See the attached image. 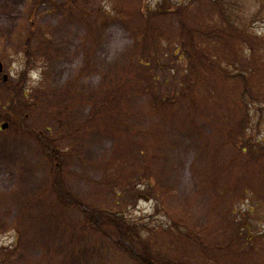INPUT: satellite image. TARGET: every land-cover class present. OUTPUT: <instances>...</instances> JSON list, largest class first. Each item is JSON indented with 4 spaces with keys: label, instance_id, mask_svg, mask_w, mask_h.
<instances>
[{
    "label": "trees",
    "instance_id": "16d2710c",
    "mask_svg": "<svg viewBox=\"0 0 264 264\" xmlns=\"http://www.w3.org/2000/svg\"><path fill=\"white\" fill-rule=\"evenodd\" d=\"M190 1L159 0L158 4L149 5L143 0L137 12L138 22L136 18L131 25L133 33L138 34L136 44L147 40L144 33L158 18L177 13L181 7L190 9L200 0H192L191 5ZM202 1L211 11L202 14L199 30L180 28L179 21H169V34L162 36L168 38L159 39L158 36L153 50L144 53L145 58H137L135 66L128 69L120 82L111 86L110 95L108 92L104 95L99 109L105 118H100L95 111L85 126L87 132L92 133L91 124L103 120L106 123L99 127L105 131H118L119 125L124 129L121 136L125 138L122 144L124 153L114 158L105 169L113 201L103 207L82 203L66 185L61 167L67 165L66 160L79 141L61 143L58 137L69 130L67 123H62L59 134L52 132L50 137L38 141L50 172L46 194L36 196L33 205L40 207L44 200L47 201L44 217L42 215L40 221L27 220L28 211L24 212L22 208L24 216L19 223L26 228L20 232H27L29 236L16 233L17 239L12 245H1L0 264H26L31 254H25V241L38 236L42 227L47 225L46 217H53L60 207L74 208L81 227L95 235L96 243L106 241L105 249L111 245L112 250L130 264H221L232 257L235 259L238 254L245 261L264 264V235L258 232L259 225L264 229V217L260 218L263 207L256 218L251 206H248L250 212H247V217L241 215L242 209L237 208V199L250 194L246 182H243V187L236 188L233 187L236 181L232 184L229 181L215 192L216 197L220 196L225 202L221 209L222 223L227 225L225 234L230 235L227 248L217 245L221 235L210 233L209 226L214 225L203 221L205 209H199L200 201L203 202L205 197L204 190L194 194L193 203L184 201L179 191L162 192L166 177H174V173L187 161L200 179L207 177L209 169L215 171L217 166L225 164L221 151L214 149L219 141L210 138L215 134L238 138V154L249 155L250 161L255 157L264 159V29L259 26L264 20V0H248L247 4L241 0ZM52 5L57 11H68L70 6L81 11L83 6L81 0H67L61 6L57 3ZM114 7L103 13V20L128 22L118 11L117 4ZM256 23L259 24L255 26ZM135 26L147 27L140 31ZM23 52L25 72L19 75L18 84H5L9 90L8 100L0 101V109L7 111L11 121L19 122L20 126L26 118L24 107L33 103L28 88L31 85V80H27L28 72L35 71L41 50L32 46L30 37ZM172 63L175 67L170 70L167 66L170 68ZM36 72L41 73V69H36ZM140 73L148 81L143 84L144 88L133 86L134 83L142 85V80L135 81V76ZM126 85L130 93L117 103V93ZM135 88L148 93L149 98L135 101L138 96L133 94ZM79 89L75 91L77 96L82 95L78 92L85 93L82 87ZM148 108L157 112L156 116H150ZM121 109L126 112L122 124L119 123L121 118H117L121 116ZM151 118L158 121L150 123L148 120ZM255 120L257 123L249 134L247 125ZM175 126L179 132L173 130ZM260 134L263 138H259ZM126 171L130 172L128 176L124 175ZM136 183H141L139 190H131ZM137 196L155 204V212L163 215L167 224L152 226L150 222L129 218L123 207L132 204ZM210 207L215 206L212 204ZM249 213L254 218L249 217ZM28 221L30 223L26 226ZM81 245L79 243L77 247ZM178 249L182 251L177 253ZM227 250L232 253L225 254ZM204 254L206 258H203ZM49 255L43 264H53Z\"/></svg>",
    "mask_w": 264,
    "mask_h": 264
},
{
    "label": "rangeland",
    "instance_id": "374dc122",
    "mask_svg": "<svg viewBox=\"0 0 264 264\" xmlns=\"http://www.w3.org/2000/svg\"><path fill=\"white\" fill-rule=\"evenodd\" d=\"M64 1L67 0H0V60L4 62L9 84H18L19 75L25 72L23 47L27 39L32 37V46L38 51L41 50L36 67L41 69V73L36 72V69L28 72L27 80H31L28 88L33 103L24 107L26 118L21 122V126L19 122L11 121L7 111L0 109V246L12 245L17 239L16 233L29 236L27 232H20L26 228L19 223L25 211H28L25 217L27 220L40 221L42 215L44 217V205L46 207L47 201L44 200L40 207L33 205L36 196L46 194L50 172L38 141L50 137L52 132L59 134L62 123H67L69 130L58 137L61 138V143L79 141L74 152L67 158V165L61 167L66 185L82 203L103 207L113 201L110 179L105 178L108 172L105 169L114 158H119L121 153H124L122 144L125 138H121L124 129L119 125L118 131H105L99 127L106 123L103 120L91 124L92 133H88L85 126L95 111H98L100 118H105L99 109L104 95L110 91L114 82L121 81L130 67L135 66L137 58H145L144 53L152 51L159 39L168 38L162 36L169 34V21H179L180 28L198 31L202 14L211 11L204 1L200 0L191 5V0L190 9L181 7L177 13L154 21L149 27L150 30L144 33L147 40L137 45L138 34L133 33L131 25L136 18L138 22L137 12L143 0H81V11L73 10L71 6L68 11H57L52 7L53 3L63 5ZM145 1L149 5H156L159 0ZM180 1L186 0H174L175 3ZM241 1L246 4L249 2ZM115 4L128 22L103 20V13L115 9ZM259 26L261 30L264 29V20ZM143 27L134 28L142 31L145 29ZM156 61L159 62L158 58ZM173 67L174 63L170 68L167 66L170 70ZM135 77V81L142 80V85L134 83L135 87L144 88L143 84L148 83L141 73ZM80 87L85 93L78 92L82 95L77 96L75 91ZM127 89L126 85L120 89L119 94L117 93V103L130 93ZM8 92L6 85L1 84L0 101L8 100ZM133 94L138 95L135 101H145L149 98V94L141 89L135 88ZM147 111L151 112L150 116H156L157 112L154 110L148 108ZM125 113L121 109V116H117L121 118L120 124ZM148 121L155 123L158 120L151 118ZM256 123L255 120L254 123L246 124L249 134ZM3 124H8L6 131L1 130ZM173 130L179 132L176 126ZM263 134H260L259 138H263ZM170 136L177 138L171 134ZM210 138L219 141L214 145V149L221 151L225 164L222 167L217 166L215 171L209 169L207 177L200 179L190 168V161H187L174 173V177H166L167 182L162 192L169 194L179 191L182 199L191 203L194 194L200 191L203 193L204 190L205 197L203 202L200 201L199 209H205L203 221L205 224L210 222L214 225L209 226L210 233L221 235L217 239V245H225L227 248L230 235L225 234L227 225L222 223L221 209L225 207V202L220 196L216 197L215 192L229 181L232 184L235 180L233 187L236 188L243 187V182H246L250 194L241 195L237 199V208L242 209L241 215L245 217L250 209H254L253 215L256 218L263 207L260 215V218H263L264 159L255 157L250 161L249 155L238 154V138H226L219 134ZM132 164L134 166V163ZM129 174V171L124 172L125 176ZM140 184H133L131 190H139ZM212 204L216 207L215 211V207H210ZM248 206L251 208L248 209ZM123 211L129 218L150 222L152 226L167 224L165 217L155 212V204L138 196L132 204L124 206ZM249 217L254 218L251 213ZM45 222L47 225L42 227L38 236L25 241V254H31V259L26 261V264H43L44 258L49 254L57 257L55 259L49 255L53 264H130L126 259L122 260L112 250L111 245L109 249H105L108 245L106 241L96 243L95 235L81 227L78 212L74 208L60 207L53 217H46ZM27 223L30 221L25 222L26 226ZM258 232L264 235L261 225ZM79 243L82 245L78 248ZM181 251L182 249H178L177 253ZM231 253L232 251L227 250L225 254ZM206 256L204 254L203 258ZM221 264L253 263L245 261L238 254L235 259L232 257Z\"/></svg>",
    "mask_w": 264,
    "mask_h": 264
},
{
    "label": "water",
    "instance_id": "95a60500",
    "mask_svg": "<svg viewBox=\"0 0 264 264\" xmlns=\"http://www.w3.org/2000/svg\"><path fill=\"white\" fill-rule=\"evenodd\" d=\"M3 73H4V65H3V63L0 61V80H1V78H2V76H3ZM3 80H4V82H7L8 81V76L7 75H4L3 76ZM8 128V124H4L3 126H2V129L3 130H6Z\"/></svg>",
    "mask_w": 264,
    "mask_h": 264
}]
</instances>
